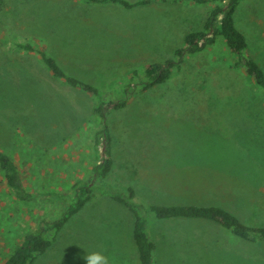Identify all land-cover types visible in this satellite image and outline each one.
<instances>
[{
  "label": "rangeland",
  "instance_id": "1",
  "mask_svg": "<svg viewBox=\"0 0 264 264\" xmlns=\"http://www.w3.org/2000/svg\"><path fill=\"white\" fill-rule=\"evenodd\" d=\"M208 15L207 6L159 0L131 10L83 0H0V147L36 196L16 199L0 173V264L28 232L66 212L76 183L95 182L93 200L35 264H87L93 253L107 264H139L135 219L110 197L129 188L146 208L215 206L264 227V95L230 67L223 38L188 57L173 80L109 115L114 166L106 179L93 178L90 138L100 98L55 80L36 53L16 48L28 41L44 49L66 73L96 86L102 100L114 101L123 98L129 74L175 59L185 35L200 31ZM235 22L264 69V0H242ZM199 163L217 168L202 169L201 177ZM229 180L236 182L230 195ZM142 215L156 244L154 264H264V241L242 240L208 220Z\"/></svg>",
  "mask_w": 264,
  "mask_h": 264
},
{
  "label": "trees",
  "instance_id": "2",
  "mask_svg": "<svg viewBox=\"0 0 264 264\" xmlns=\"http://www.w3.org/2000/svg\"><path fill=\"white\" fill-rule=\"evenodd\" d=\"M90 4H118L126 10L139 6H147L158 0H83ZM163 3L185 2L195 6H207L209 15L200 31L189 32L185 35L184 45L175 52V59L165 63H154L143 68L141 75L134 71L129 74L123 89V98L114 101L101 99L99 89L66 73L55 58L44 49L37 48L31 42L16 44V48L24 53H36L41 64L55 80L63 81L74 89L100 98L94 107V122L90 138L95 148V166L93 178L106 179L113 169L112 133L109 115L112 112L125 109L136 98L153 87L166 84L173 80L182 70L186 59L203 53L214 46L218 38H223L230 57V67L241 70L264 95V69L250 55L249 45L245 35L237 28L235 17L242 0H159ZM122 91V90H121ZM0 173L13 196L24 202H33V197L21 181L16 162L0 147ZM95 182L73 184L74 202L61 217L49 222L46 228L28 232L20 244L3 257L2 264H35L39 256L45 254L57 239L60 231L73 215L80 212L87 203L93 200ZM113 201L124 205L135 219L133 237L139 251V264H154L156 244L149 238L143 210L153 213L158 219H202L217 223L221 228L231 232L236 237L253 243L264 241V227H249L240 222L232 213L215 206L197 205H150L148 208L134 201L136 191L129 188L124 194L112 193ZM51 233L48 238L46 235Z\"/></svg>",
  "mask_w": 264,
  "mask_h": 264
},
{
  "label": "crops",
  "instance_id": "3",
  "mask_svg": "<svg viewBox=\"0 0 264 264\" xmlns=\"http://www.w3.org/2000/svg\"><path fill=\"white\" fill-rule=\"evenodd\" d=\"M167 24H169L168 22H167ZM195 168H199V169H201L200 170V172H199V174H200V176L202 175L203 176V170L202 169H213V168H217V166H214V165H211V164H203V163H199L198 165H196V166H194ZM205 174L206 175H208V174H211V177L213 176V175H217V176H219V177H228L227 175H225V174H222V173H218V172H213V171H210V170H207V171H205ZM201 176V177H202ZM207 182V181H206ZM234 183H236V182H232L231 180H229V182L227 183V188H228V190L229 191H227L228 192V195H230V185L231 184H234Z\"/></svg>",
  "mask_w": 264,
  "mask_h": 264
},
{
  "label": "clouds",
  "instance_id": "4",
  "mask_svg": "<svg viewBox=\"0 0 264 264\" xmlns=\"http://www.w3.org/2000/svg\"><path fill=\"white\" fill-rule=\"evenodd\" d=\"M87 264H107V260L99 253H93L87 257Z\"/></svg>",
  "mask_w": 264,
  "mask_h": 264
}]
</instances>
